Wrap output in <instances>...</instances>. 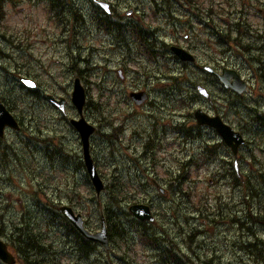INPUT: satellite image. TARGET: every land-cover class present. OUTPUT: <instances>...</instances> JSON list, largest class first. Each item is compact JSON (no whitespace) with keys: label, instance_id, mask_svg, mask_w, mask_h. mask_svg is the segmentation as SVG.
Instances as JSON below:
<instances>
[{"label":"rangeland","instance_id":"1","mask_svg":"<svg viewBox=\"0 0 264 264\" xmlns=\"http://www.w3.org/2000/svg\"><path fill=\"white\" fill-rule=\"evenodd\" d=\"M127 1L130 4L118 5L117 2L114 3L118 5L119 11L123 14L130 10L132 6L139 10L138 12H140V14L137 16H141L145 10V23L148 25L156 26L161 22H165L166 25L162 27L156 39L157 41L170 40L169 35L171 27H169V23L163 15L164 13L161 12L162 14H159L158 17L155 16L151 8L153 6V0ZM157 1L162 2L163 0ZM194 1L196 2L194 7L203 9L202 11L204 14L207 9L212 11L213 8L216 16L214 21L219 25L221 33H223L222 27H226L228 24L227 19H230V14L228 13L233 11V7H236V9H238L237 11H242L250 6L251 10L249 11L248 22L254 27V32L260 30L264 34V0H258V3H256L255 0H246V2L245 0H214L216 5L212 3L210 6H208V4L211 0ZM67 2L69 3V7L80 8L88 18V23L84 26V33L87 35V39L83 45L86 46L91 53L86 52L84 55L88 57L91 55V57H89L90 64L88 67L91 68V70H96L95 74L85 73L86 79H82V82L86 89L87 102L97 107V109L90 107H86L85 109L87 120L99 129L93 142L94 155L101 164L99 167H102L101 172L104 176H109V174L113 172V167H118L123 177L127 179L128 172L125 170V166L121 164L115 166L114 163L120 159L129 167V163L124 155H127L125 151L128 145L126 137L131 134V130L128 129L126 134L122 137V140H117V143L114 145L110 144L103 137L111 133L112 128L120 125L126 118L136 120L138 114L135 112L134 116L125 118V116L131 112V106L130 108L127 106V109L120 106L122 109L121 111L112 113L109 112L108 109L102 111L99 106L103 107L106 103L114 105L118 99L115 98L111 100L106 92L102 97L99 88L96 86V83L98 85L100 82H106V87L110 90L109 82L112 78H117L116 70L119 68L118 64L122 62L121 56L118 54V56L111 55V52L107 54L104 52H94V50H92L91 42L93 29L90 20L92 12L90 0H67ZM190 4V0H168L165 9L168 10L169 5H172V7L174 6V13L181 18L180 21L183 23L190 21L191 24H196V18L191 19L189 15H187V7H190ZM260 10H263L262 14ZM137 16L133 19L135 22H137ZM237 17L238 16L231 19L230 25L234 26L236 24L235 19ZM56 23L57 22L51 17L46 7L45 0H11L6 6V19L1 27L3 36H0V67H6L7 71L0 68V93H6V91L9 90V100L12 101L11 103L14 105L15 112L17 114L22 113V115H18L22 121L24 120L22 123L24 130L21 131V133L8 130L5 139L0 142V158L4 159L2 149L8 153L7 158L4 159L6 164L0 162V216L2 222H4V224H1L0 220V226L3 227L4 234L7 235L1 237L7 243H9L8 237L11 238L12 236V223L19 221L20 218L25 216V213H29L24 210V208H21L19 200L22 204L23 202L28 203L31 201V197L34 194L40 192L45 197L52 196L55 198L57 204L60 202L75 203L74 209H76V212L81 213L87 221H92L97 225H100L102 213L100 204L102 203V205H105L109 200L107 193L100 199L96 198L93 186L92 189H90L91 184L87 181V173L84 172V168L80 167L77 175L73 174L72 178H67L61 170H58V166H52L46 160L43 149L45 147L44 140L48 132H51L53 135H60L62 138L65 137V140H68L67 145L76 149L75 141L69 138V136L74 138V135L70 133L72 131L69 130L68 126L62 123V115L58 114L50 103L48 105V103L42 99H36L35 101V97H32L33 95L29 93L27 89L22 90L17 82L20 74L25 75L22 71L23 68H32V71L36 72L38 75L34 80L41 85V94H53L57 97H64L67 99V117H74L77 113L76 108L71 103V98L74 80L78 76L76 72L71 71L72 60L68 55L69 50L66 49L67 42L64 43V38L67 41L70 38V33L66 32L65 34L64 30H62L60 26H57ZM65 27L67 30H70L69 24ZM203 29V26L199 27L198 44L201 48L202 45H206L208 41ZM246 38L250 43H253L255 47L260 45V42H255L256 39L254 37ZM244 46L245 44L235 46L232 54L229 56H231L230 62L233 65L243 67L245 74L248 68L245 60H247L249 56V50H243ZM214 48L217 49L218 46L216 45ZM131 49L133 51L132 56L137 57L139 61L128 66V70L131 71L130 77H142V81L146 82L148 78L146 79L141 75L140 67L153 68V66H161L157 68L160 71L159 73L165 74L164 76L171 75L174 78H178L177 82L173 85L177 92L175 106H171L170 108L166 106L167 101L164 97L166 89L162 86L164 91H162V97L157 98L159 107L156 108V112L158 116L159 114H166V112L177 111V121L179 123H186L184 124L185 128L189 126V111L193 107H196V104H198V107H204L201 106L204 103L202 101H193L190 107L189 104L191 102H187L186 100H188L187 96L191 90L186 78L193 77V79L197 78V81H201L200 74L191 69H184L172 58L168 60V66H171V73H168L166 72L168 66L164 60L156 64L138 55L137 47H131ZM238 49L245 52L244 57H238L239 55L236 53ZM121 51L122 50H115L116 53H121ZM261 54H264V51L253 52L255 57H259ZM126 55L128 54L126 53ZM108 56L111 57V62L107 61L106 57ZM262 59L264 60V56H262ZM262 66L261 64L260 67ZM18 68L20 71L17 70ZM86 68L87 67H85V69ZM132 83L134 86L138 84L143 85V82L139 81H132ZM144 85L147 84L145 83ZM119 87L122 88L123 86L119 85ZM251 90L253 91L242 103V111L245 112V114L239 119L240 121L236 118L234 120L232 116L226 117L225 119L229 120L228 122H230L231 125H236L237 129L240 128L238 130L244 134L249 142V146L243 147L242 149L243 154L251 158V163H248L247 166L245 163V170L247 172L249 171V173L252 171L253 173H257V168H260V171L264 173V162L256 166L255 164L257 163H255L249 153L250 147H256L254 155L257 158H262L264 161V151L261 150V152L258 149L259 147L264 149V130L261 129L263 128L261 124L255 122L253 114L250 115V113H247L249 109H256L258 113L264 111V81L259 83L257 78L252 80ZM147 112H149V109ZM34 115L37 117L35 122L31 118V116ZM143 119L148 121L147 118ZM165 121L172 120L165 119ZM238 125L240 126L238 127ZM193 132L195 137L191 139H186L183 135L177 134V140L175 144L171 146L170 153H159V159L167 167L172 166L176 171L178 162L188 163L187 166L189 167L191 162L188 161L192 160L194 158L193 156L199 154L202 149L205 150L208 143L211 145L220 141L219 137L211 138L213 135L209 130H202L201 136L195 135V131ZM191 135L186 136L190 137ZM165 140L169 144L172 143L173 136L171 132H168ZM195 141L199 142V144L192 143ZM189 143L191 144L188 145ZM127 151L131 152L129 149ZM219 154L220 157L228 159L225 161L224 166L233 162L234 158H229L227 151L219 149L218 155ZM143 159L148 162L151 160L150 156ZM201 159L205 160V157H201ZM212 163L213 161L200 169L193 168L192 171L186 174L188 177L186 182L180 185L168 178L163 168L165 165L160 164L157 160V172L154 174L153 178H157L160 182L162 181V186L170 190V198H160V195H157L158 192L152 188H150V191H147L146 194L144 193V195H142L140 185L147 179L144 173L139 171L140 179H129L132 185L130 184L126 190L130 193H138L140 196L138 202L152 204L154 214L157 220L160 221L155 225L151 224L154 226L152 231H162L163 233L159 234H163L161 235L162 237L173 242L169 243L167 241L166 243L174 249V255H177L185 264H257L256 259L259 254L258 248L255 247L250 252L247 248L250 243H255L257 245L260 243L259 248H263L260 253L264 255V228L261 227L264 224L253 222L247 212V206L245 204H239L238 201L240 200L238 198L232 199L230 197H223L221 202L228 206L235 205V215L237 217L239 216V219L245 221V226L233 222L231 218L233 216V211L230 213L225 211L224 213L226 214L224 217L220 215V211L217 209L216 196L219 194L224 196L226 189L222 190V186H212L210 181ZM220 165H222V162ZM69 168H71V166H69ZM191 178L198 181V184L193 185L188 182ZM106 182L108 183L109 180ZM253 182H255V180ZM173 186L176 187L177 191ZM178 187L180 189H178ZM75 191L77 193L73 195ZM124 193L127 194L126 192ZM78 199L81 203H78ZM93 199H96L97 202H94ZM135 202L136 201H129L128 199V202H125V204L131 206ZM199 202L206 204L205 210L207 212H200L194 209L193 205L199 204ZM253 202H255V199L251 200L249 204L252 205L251 209L254 215L256 217L264 215V210L263 212H258L253 207V204H255L257 207L259 206V208H261L264 204V200L259 202L258 205ZM25 221L33 222L28 218ZM37 222H39V225L42 227L37 226L36 231L42 233L44 231L43 224H41V220L38 218ZM152 231L150 230V232ZM245 246L247 248H245ZM120 249L126 250V252L122 251L120 255H128V257L126 256L125 258L128 264L131 263L132 260L135 261V264H158L153 257V250L144 248L140 246V244L131 245L127 243L120 247ZM117 253L118 251L115 253L117 257H112L113 264H126L119 261ZM0 264L3 263L0 261ZM66 264H70V261ZM159 264L161 263L159 262Z\"/></svg>","mask_w":264,"mask_h":264},{"label":"flooded vegetation","instance_id":"2","mask_svg":"<svg viewBox=\"0 0 264 264\" xmlns=\"http://www.w3.org/2000/svg\"><path fill=\"white\" fill-rule=\"evenodd\" d=\"M45 1L46 7L48 8L51 17H53V19L57 22L56 25L60 26L62 30H64L65 34L66 32L70 33V38L67 41L64 38V43L67 42L66 49L69 50L68 53L73 54L81 61H83L84 58L89 59L91 55L88 54V57L85 56L84 53L90 51L86 46L83 45L87 39V35L84 33V26L88 23L87 15L80 8L69 7L67 0ZM90 2L92 7L90 20L93 29L91 42L92 50H94V52H104L107 54L111 52V55H120L122 60V62L118 64L119 68L116 70L117 78H112V80L109 82L110 90L107 89L106 82H100V87H102L101 89L96 83V86L99 88L102 97L106 92L110 96L111 100L115 98L118 99V101L114 103L116 106L106 103L105 106H99V108L102 111L108 109L109 112L112 113L121 111L122 109L120 106L126 109L127 106L129 108L131 106V112H129L125 118L128 116H134L135 112L138 114L136 120L126 118V120H123L120 125L113 127L111 133L106 134L103 138L110 144L114 145L117 143V140H122V137L126 134V131L130 129L131 134L126 137L128 145L127 148H125V151L127 155H124L125 159H127L129 163V167H127L125 162L120 159L114 163L115 166L117 164L125 166V170L128 172V179H140L139 172L144 173V176L147 180L142 185H140L142 195H144V193L146 194L147 191H150V188H152L158 192L157 195L159 196V188H164L166 193L164 195H160V198H170V190L162 186V181L160 182L157 178H153L154 174L157 172V160L160 164H164L159 159V153H170L171 146L174 145L177 140V134L183 135L186 139H191L195 137L193 131H195V135L201 136L202 130H209L213 135L211 138H220V136L213 128L208 126L201 127L196 124L193 114L196 109L201 108L198 107V104H196L197 106L193 107L189 111L188 118H190V124L186 128L184 125L186 123H179L177 121V111L166 112V114H159L157 116L156 108L159 107L157 98L162 97V91H164L162 86H164L166 89L164 94V97L167 101L166 106L168 108L175 106L177 92L173 85L175 82H177L178 78H174L171 75L164 76L165 74L159 73L160 71L157 68L161 66H153V68L140 67L141 75L146 79L148 78L146 82L142 81V77H130L131 71L128 70V66H131L139 61L137 57L132 56L133 51L131 47H137L138 55L145 57L150 62L157 64L159 61L164 60L168 66V60H170L169 58H172L179 66L183 67L184 69H191L192 71L198 72L201 76V81H197V78L193 79V77L186 78L191 90L187 96L188 100H186L187 102H191L189 104L190 107L193 101H202L204 104L201 106L204 107L201 109L205 114L210 117L218 116L224 123L230 125L234 130H238L240 128L237 129L236 125H231L230 122H228L229 120H226L225 118L232 116L234 120L236 118L238 121H240L239 119L245 114V112L242 111V103L253 91L251 90L252 80L257 78L259 83L264 81V60L262 59L264 54H261L259 57H255L253 55L254 51H264V34L260 30L254 32V27L248 22L249 11L251 10L250 6L242 11L240 9V11H237L238 9L233 7V11L228 13L230 14V19H227L228 24L226 27H222L223 33H221L219 25H217L214 21L216 16L213 8L212 11L207 9L206 13L204 14L202 11L203 9L194 7L196 2L194 0H190L191 6L187 7V15H189L191 19L196 18L197 22L196 24H191L190 21L183 23L180 21L181 18L174 13V6L172 7V5H169L168 10L165 9L168 0H163L162 2L153 0V6L151 7L153 13L157 17L159 14L164 13L163 15L166 17L169 27H171L169 35L170 40L157 41L156 37L158 33H160L162 27L166 25V23L161 22L156 26L146 24L145 10L141 16H137L140 14V12H138L139 10L132 6L130 10L123 14L119 11L118 5L130 4L127 0H90ZM101 2L108 4L110 13H107L102 8L100 5ZM114 2H117L118 5H116ZM255 2L258 3V0H255ZM212 3L215 4L214 0H211L208 6H210ZM260 13L262 14L263 10H260ZM136 16L137 22L133 20ZM236 16H238L235 19L236 24L234 26L230 25L231 19L235 18ZM67 24H69L70 30H67L65 27ZM202 26L204 27L203 30L206 33L208 41L207 44L202 45L201 48L198 44V34L199 27ZM246 37H254L256 39L255 42H260V45L255 47L253 43H250L247 40ZM241 44H245L243 50H249V56L247 60H245V63L248 67L245 74L243 67H240L239 65H233L230 62L231 56H229L232 54L235 46H239ZM216 45L218 46L217 49L214 48ZM173 47L180 48L191 54L194 57V61H182L173 51ZM115 50L122 51L121 53H116ZM243 50L241 51L238 49V51H236V53L239 55V58L245 56V52H243ZM126 53L128 55H126ZM106 59L108 62L112 61L111 57L109 56L106 57ZM261 64L263 65L262 67H260ZM170 67L168 66L166 68V72L171 73ZM233 73L239 76V78L246 84L245 92L238 93L233 88L226 87L217 77V75L224 76L229 79V83H235L236 80ZM132 81L143 82V85L138 84L137 86H134ZM145 83L147 85H144ZM119 85H122L123 87L121 88ZM199 88H203L205 90L203 95L199 92ZM132 93H146V100L141 105H137L130 97ZM32 95V97H35V101L36 99L39 100L40 98H44V95L41 93L39 95ZM53 96L56 98H62L55 95ZM87 103L89 104L90 102ZM51 106L56 112H58V114L62 115V123L68 126L69 130L72 131L70 133L74 135V138L70 136L69 138L75 141L77 150L67 145L68 140H65V137L62 138L60 135H53L51 132L47 131V137L44 140V155L46 160L52 166H58V170H61L65 177L72 178L73 174L77 175V173H79L80 167L83 168L85 166L82 138L80 133L72 124L73 120L80 119V115L77 112L74 117H67V105L66 110L61 113L53 104H51ZM91 107L92 105H90V108ZM148 109L149 112H147ZM247 113H250V115L253 114V117L264 116V111L258 113L256 109H249L247 110ZM84 116L87 120L85 113ZM31 118L34 122L37 120L35 115L31 116ZM143 118H147L148 121L144 120ZM165 119H171L172 121H165ZM18 120L21 124L24 121L21 119ZM91 125L95 130L89 138V153L94 161V164L101 172L102 167H99L101 164L98 162L93 151V142L95 136L99 132V129L95 125ZM239 126L240 125H238V127ZM168 132H171L173 136L172 143L170 144L165 140ZM186 132H190L192 135L188 137L186 136ZM192 143L199 144L197 141ZM190 144L191 143L188 145ZM128 149L131 150V152L127 151ZM219 149L227 151L221 138L220 141L214 144L210 145L208 143L205 150L202 149L199 154L194 155V158L188 162L194 164L196 161L202 160L201 157H205V160H202L205 164L207 162L213 161L212 173L210 175L211 184L212 186H222V188L220 187L221 189H226L229 186L228 181L232 179L230 172L233 168V162H230V164L224 166L225 161L228 159L220 157V154L218 155ZM149 156L151 159L149 162L143 159ZM228 156L231 159L233 157L229 152ZM209 157H211L212 160H208ZM221 162L222 165H220ZM69 166H71V168H69ZM163 168L170 180L174 182L178 180L176 179L177 172L172 168V166L167 167L165 165ZM114 169L115 168L113 167V170ZM116 170L120 172L118 167ZM84 172H86L85 169ZM187 178L188 177L186 175V177L181 179L185 183ZM88 179L89 177L87 174V181L89 182ZM188 182L192 183L193 185L198 184V181L192 178ZM155 183L159 187H157ZM175 186H173V188L176 189ZM90 189H92V186H90ZM76 193L77 192L75 191L73 195ZM79 199L78 203H81ZM93 201L97 202L96 199H93ZM19 203L21 208H24V210L28 212H43L44 219H42L41 224H43L44 231L40 233L38 238L34 240L33 247H29L28 243H22L20 241L19 236L21 235V231L19 229L30 225L36 227L42 226L39 225V222L32 223L25 220L14 222L12 225L13 232L11 241L14 245L13 253L16 258V264H21L20 261H23L21 259L23 255L19 253V246H22V251H25L26 254L31 253L34 250L40 251L41 255L34 257L35 260L39 259L36 262L39 264H66L68 261H70V264H113L112 257H117L115 256L116 251H118L117 254L119 261L121 263L128 264V262L125 260L127 254L124 256L120 255L122 252L120 249L121 246H119L116 242L117 238L113 235L110 224H107L109 247L105 248L99 243L84 238L79 231L76 229L74 231L73 225L71 223H68L64 220V216L60 213L61 208L63 206H68L76 212V209H74L75 203L60 202L57 204L55 198L52 196L45 197L40 192L34 194L31 197V201L28 203L23 202L22 204L20 200ZM52 211H57L56 213H59L60 215H56V213H53ZM158 221L159 220L156 218L154 225ZM125 225L128 227L126 235L128 239L133 242H136L135 240L140 235V232L132 229L134 225L138 227H147L149 232L150 230L152 231V228H154V226L151 224L144 222H141V224L127 222ZM85 228L92 235L97 234L100 230L99 225L93 223L92 221L89 222L86 219ZM150 233L155 237L157 245L153 247V249L143 244H140V246L153 250V257L158 264L159 262L161 264L171 263L177 255H174V249L166 242H173L171 240H166L165 237H162L161 235L163 234H159L163 233L162 231L154 230ZM123 251L126 252V250ZM31 259L32 258L30 257V260ZM129 264H135V261L132 260V262Z\"/></svg>","mask_w":264,"mask_h":264},{"label":"trees","instance_id":"3","mask_svg":"<svg viewBox=\"0 0 264 264\" xmlns=\"http://www.w3.org/2000/svg\"><path fill=\"white\" fill-rule=\"evenodd\" d=\"M11 0H0V36H3L2 32H1V27L2 24L4 22V20L6 19V6L8 3H10ZM71 61V71H74L77 73V76L80 77L81 79L85 80L86 76L84 75L85 73L88 74H95V70H91V68L88 67V65L90 64L89 59H85L83 61H81L79 58H76L73 54L68 53ZM0 58H1V54H0ZM80 66V67H79ZM85 67H87L85 69ZM1 69L7 71L6 67H0ZM18 71H20V69H17ZM23 73H25V75L29 76V77H36L37 74L36 72L32 71L29 68H23L22 69ZM84 75V77H83ZM18 82V81H17ZM99 88L101 89L102 87H100V83H98ZM20 86V85H19ZM102 86V85H101ZM20 88L23 90L24 87L20 86ZM9 90L6 91V93H0V99L7 105V107L12 111L15 112L14 109V105H12V101L9 100V94H8ZM29 92H34L36 94L39 93V91H29ZM90 107V103L88 104V108ZM96 107V105H92L91 108ZM94 109H97L94 108ZM100 111V110H99ZM19 114V113H18ZM19 115H22V113H20ZM17 115L19 118L20 116ZM256 123H259L262 125L264 130V116L261 117H253ZM186 134L189 136L192 133L190 132H186ZM2 142V141H1ZM249 142H246V146L248 145ZM245 146V147H246ZM225 149L231 153L226 147ZM260 151H264L263 148H258ZM256 151V147L251 148L249 150V153L251 154L252 159L255 161L256 166L261 165L264 161L262 158H257L254 155V152ZM261 151V152H262ZM2 155L4 157V159L7 158L8 153L7 151H5L4 149H2ZM3 158H0V161L2 163L6 164V161ZM208 160H212L211 157L208 158ZM239 160H240V168H241V173L244 177V181L242 182L236 175L234 169L232 168L231 170V176L232 179L230 181H228L229 183V190H227L228 192V196L230 198H238L240 199V201H238L239 204L242 205H246L247 206V212L250 215L251 219L253 222H260L262 224H264V215H261L260 217H256L253 213L252 205L249 204V202L253 199H255V202L258 205L259 202H261L262 200H264V173H262L260 171V168H257V173H253L249 171L247 172L244 168L245 163L246 166L248 163H251V158L247 157L245 154H243V152L240 154L239 156ZM211 162V161H210ZM199 160L196 161L194 164H190L189 167L187 166L188 163H180L178 162V167L176 172L178 173V176L176 179H180L177 180L176 182L180 185L184 184V181H182L181 178L186 177L185 174H188L191 171V168H197L200 169L203 166L207 165ZM6 166V165H5ZM115 169L113 170V172H111L109 174V176H104L101 173L102 177L104 178L105 181L109 180V182L106 185V192L108 194L109 200L105 203V205H102V203L100 204V207L102 209V214L105 217L106 223L110 224L111 230L113 232V235L116 236L117 238V243L119 246H121L122 244H127L128 242V237H127V229L128 227L125 225V223L127 222H135V223H140V221L136 220L133 218V216L129 213L128 211V205L125 204V202L129 201H136V203L140 200V196L138 193L133 192L130 194V192H128L126 190V188L132 183L131 180H129L128 178H124L123 175L121 174V172H118L116 170L117 167H114ZM264 169V166H263ZM169 172V171H167ZM255 180V182H253ZM178 189H180L178 187ZM124 192H126L127 194H125ZM223 197L228 198L227 196H222L221 194L216 196V203H217V209L220 211V215L222 217L225 216L226 213H224L225 211H228L229 213L231 211H233V216L231 217L233 219V222H237L238 224H240L241 226H245V221L242 219H239V216L237 217L235 215L234 210L236 209L235 205H225L222 202H219L220 199H223ZM100 199V198H99ZM237 202V201H236ZM215 203V204H216ZM201 204V205H200ZM200 205V206H199ZM194 209L200 211V212H207L205 210L206 204L199 202V204H195L193 205ZM253 207L255 208L256 211L258 212H263L264 210V204L261 208H259V206L257 207L255 204H253ZM205 210V211H204ZM53 213H56L57 211H52ZM56 215H60L59 213H56ZM29 219L31 221H33L32 223L37 222V218L40 219L42 221V219H44L43 216V212H29V213H25V216H23L22 218H20L19 220L24 221L26 219ZM0 220H1V216H0ZM65 221L68 222L67 219L64 218ZM101 220V219H100ZM69 223V222H68ZM1 224H4V222H2L1 220ZM14 224V222L12 223V225ZM262 228H264V225L261 226ZM36 226H27L24 228L19 229L21 231V235L19 236V239L22 243H28L29 247H33L34 245V240L36 238H38V236L40 235L41 232H37L36 231ZM74 231L75 228L73 227ZM133 230L140 232V235L137 237V239L135 241H137L139 239V241L141 243H145L149 246L155 247L157 245V241L155 239V237L153 236V234H151L149 232V229L147 227H138L136 225H134L132 227ZM1 236H7L6 234H4V230L3 227L0 226V237ZM9 239V246L13 247L12 241L10 240V237H8ZM264 244V243H263ZM260 243L257 245L255 243H250L248 245V248L245 246V248H247V250L250 252L252 251L255 247L258 248V256L256 259L257 264H264V255L262 253H260L263 248H259ZM19 253L21 255H23L21 257V259L23 261H25V264H36V262L39 260H35L34 257L37 255H41L40 251L38 250H34L31 253H27L25 251H22V246H19ZM30 257L32 258L30 260ZM43 260V259H42ZM124 260V259H123ZM125 262V260H124ZM176 264H185V262H182L180 260V258L177 256L176 257ZM244 264H250V263H244Z\"/></svg>","mask_w":264,"mask_h":264},{"label":"water","instance_id":"4","mask_svg":"<svg viewBox=\"0 0 264 264\" xmlns=\"http://www.w3.org/2000/svg\"><path fill=\"white\" fill-rule=\"evenodd\" d=\"M100 4L105 9L108 7L106 3H100ZM172 49L182 61H194V57L191 54L187 53L186 51L175 47H173ZM233 74L236 80L235 83H229V79L227 77L220 75H217V77L223 82V84L226 87H231L234 90H236L238 93H243L245 91L246 84L239 78V76H237L235 73ZM20 81L28 88L37 87L36 82L31 79L20 77ZM199 90H200L199 92L202 95L203 93H205V90L203 88H199ZM130 97L137 105H141L146 100V93H132ZM48 100L52 102L56 107H58L61 111L65 110L66 99L60 98L59 100H57L55 97L49 95ZM71 101L80 115V119L73 120L72 124L81 135L85 165L88 174L91 178V181L96 189V192L98 195H100L101 192L104 190V184L97 173L93 159L91 158L89 153V138L94 133L95 129L92 125H90L87 122L83 114L84 107L86 104V91L79 78H76L74 80V87H73ZM194 116L195 119L197 120L198 125L209 126L213 128L222 138V140L226 143V145L233 151L234 155L237 156L239 147L245 144V139L241 133L234 131V129L229 125L225 124L220 117L218 116L210 117L207 114H205L201 109H198L195 112ZM6 128H10L12 130H19L20 126L14 115L6 108V106L3 103L0 102V138L4 137ZM236 167H237V162H236ZM129 210L131 214L140 221L154 222L155 220L150 207L147 205L136 204L131 206ZM61 211L65 215V217L71 223H73V225L84 236L108 248L107 232L104 224L100 232L92 235L88 233L87 230L85 229L84 220L80 214L76 215L75 212H73V210L68 207H63ZM0 260L4 264H14L13 255L9 252L7 244L1 239H0Z\"/></svg>","mask_w":264,"mask_h":264}]
</instances>
